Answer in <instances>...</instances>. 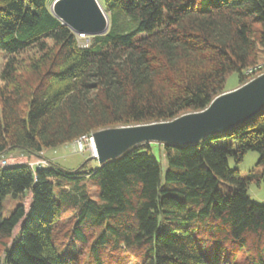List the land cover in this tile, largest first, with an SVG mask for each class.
I'll return each mask as SVG.
<instances>
[{
  "label": "trees",
  "instance_id": "trees-1",
  "mask_svg": "<svg viewBox=\"0 0 264 264\" xmlns=\"http://www.w3.org/2000/svg\"><path fill=\"white\" fill-rule=\"evenodd\" d=\"M100 1L109 30L83 45L48 0H0V264H103L114 251L137 264H264V202L248 193L264 174L230 165L251 150L264 165V109L199 142H143L96 168L1 164L204 110L231 73L238 86L263 73L264 0ZM9 195L19 203L3 216Z\"/></svg>",
  "mask_w": 264,
  "mask_h": 264
},
{
  "label": "water",
  "instance_id": "water-1",
  "mask_svg": "<svg viewBox=\"0 0 264 264\" xmlns=\"http://www.w3.org/2000/svg\"><path fill=\"white\" fill-rule=\"evenodd\" d=\"M52 13L76 34L109 30L110 18L100 0H54ZM264 109V73L236 89L216 96L204 110L173 120L107 128L93 133L96 155L104 163L143 142L192 144L208 135L246 122Z\"/></svg>",
  "mask_w": 264,
  "mask_h": 264
},
{
  "label": "rangeland",
  "instance_id": "rangeland-1",
  "mask_svg": "<svg viewBox=\"0 0 264 264\" xmlns=\"http://www.w3.org/2000/svg\"><path fill=\"white\" fill-rule=\"evenodd\" d=\"M54 0H48V5L51 7L52 2ZM82 41V40H81ZM261 55H264V52L261 53ZM4 62V56L2 52L0 51V72L2 69V65ZM262 70V69H261ZM259 70V72L261 71ZM264 73V69L262 70ZM262 74V73H260ZM2 84V81L0 79V85ZM239 75L237 72L231 73L226 81L225 87L228 89L227 91L233 90L238 88L239 86ZM75 141L57 147V148H47L43 155L46 156V159L43 157H35L32 159V161L28 160L27 156H23L17 153L11 154L8 157H4L1 162L4 163L5 161L7 163L11 164H18V163H30V162H46L50 160H55L58 163L67 166V167H76L80 163L87 161L88 165L91 167L96 168L100 163L98 159L92 158V153L89 150L88 147L85 148L83 152L75 150ZM155 152L157 156L160 157V153L158 149H155ZM48 159V160H47ZM259 153L256 151H248L243 159V161L237 163L233 159H230V165L232 168H237L241 172L242 175H248L249 173H263L264 174V165L260 164L259 162ZM163 162L166 163V160H163ZM166 166V165H165ZM89 183V188L90 191L93 195V197L97 198L98 192H97V185L95 182L89 178L86 180ZM248 193L250 198L256 202V203H263L264 202V177L261 180V183L257 182H252L249 184L248 187ZM19 199L14 198L12 195H9L5 198L4 203H3V209L1 211V214L3 216H7L11 213V211L18 205ZM24 203L26 207L28 208L30 204V195H28ZM66 218L64 217L60 221V233L64 232L69 228V226H66L69 224V220H65ZM67 222V223H66ZM71 226V225H70ZM20 224L17 226L15 229V234L19 231ZM59 233V235H61ZM62 238V237H61ZM2 251V249H0ZM59 252L63 255L65 254V249L60 247ZM105 261L103 264H137L135 257L131 254H129L126 251H114V255L109 257V255L104 256ZM87 263V262H86ZM87 264H90L89 262Z\"/></svg>",
  "mask_w": 264,
  "mask_h": 264
},
{
  "label": "built area",
  "instance_id": "built-area-1",
  "mask_svg": "<svg viewBox=\"0 0 264 264\" xmlns=\"http://www.w3.org/2000/svg\"><path fill=\"white\" fill-rule=\"evenodd\" d=\"M77 35L82 40L81 43L83 45H88V43L90 42V35H86V34H77ZM255 70H256V68H249L248 70L245 71V73L246 74H252ZM92 135L93 134H89V135L86 134V135H82L81 137L76 139L75 140V147H76L75 150L83 152L85 150V148L88 147L89 150L91 151V153L93 155H96V148H95L94 139H93ZM1 164L6 166V165H9L11 163H7L5 161L4 163L1 162ZM44 164H46V162H44V161L43 162H40V161L30 162L31 166H37V165L40 166V165H44Z\"/></svg>",
  "mask_w": 264,
  "mask_h": 264
}]
</instances>
